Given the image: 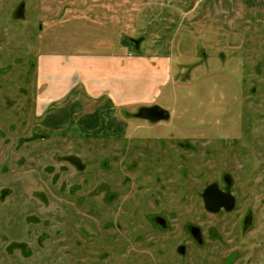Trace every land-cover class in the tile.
<instances>
[{"label":"rangeland","instance_id":"1","mask_svg":"<svg viewBox=\"0 0 264 264\" xmlns=\"http://www.w3.org/2000/svg\"><path fill=\"white\" fill-rule=\"evenodd\" d=\"M7 2L0 0L12 14L17 4L25 7L24 21L0 13L1 41L21 46L7 61L23 57L26 64L14 65L8 75L0 68V264H264L263 190L253 188L251 202H240L236 213L215 216L195 202L192 172L183 183L185 202L171 192V202L154 204V213H166V230L143 218L147 205L131 213L118 202H93L101 197L90 193L99 186L104 155H113L102 147V139H110L107 122L123 118L121 109L158 104L170 113L169 127H141L143 135L162 131L198 140L199 125H206L208 133H220L219 140L234 136L237 147L225 167H239L235 152L244 147L254 155L264 152V122L246 126L249 143L241 135L248 118H264V0ZM57 54L93 56V75H70L67 85L81 90L42 103L34 66L56 68ZM109 57L124 59L122 67ZM48 78L53 82L43 94L57 86L56 75ZM85 87L92 95L81 100ZM252 87L258 94L250 101ZM256 107L263 108L261 115L250 112ZM71 155L88 170L69 166L64 158ZM221 167L200 177L213 179ZM246 212L254 220L247 232L241 224ZM188 225L201 228L204 247L195 244ZM213 230L217 236L210 238ZM181 245L184 260L176 252Z\"/></svg>","mask_w":264,"mask_h":264},{"label":"flooded vegetation","instance_id":"2","mask_svg":"<svg viewBox=\"0 0 264 264\" xmlns=\"http://www.w3.org/2000/svg\"><path fill=\"white\" fill-rule=\"evenodd\" d=\"M7 3L10 4V0ZM9 6L7 9L4 4H0V13L1 11L8 12L19 21L25 20L23 3L17 4L14 14L11 12V5ZM23 31L24 29L20 28L21 35H23ZM2 35L5 38L7 36L6 31ZM14 45H12L10 39L1 41L0 36V68H3L1 71L6 75L13 72L14 65L23 67L26 64L23 57L15 58L12 65L8 64L7 58L10 52L14 51L16 54L21 52L20 44L16 43ZM36 68L37 63L34 66L35 70ZM255 72L256 74L261 73V68L256 67ZM36 73L38 74V70H36ZM17 77L21 80L23 74L21 76L20 73ZM42 93L41 87H37L36 96L39 98ZM257 94L258 88L252 87L247 93V99L253 101ZM68 95L69 93L62 100ZM85 95L89 98L88 94L84 92L81 100L86 97ZM114 109L112 108V110ZM160 110L165 111L158 104L138 105L135 112L121 109L123 118H114L107 122V126L111 127V131L106 134V137L110 139H102L105 141V145L102 147L112 148L113 155H104V161L101 162L99 186L90 192L93 198L96 199L97 196L101 198L93 202H105L107 205L118 202L123 207L131 209V213H137L141 204L147 205L148 209L143 218L153 228L166 230L168 228L167 220L164 217L166 213H154V204L156 202H163V204L164 202H171V192L176 198H179L178 201L185 202L183 183L186 182L185 180L192 172L197 175L196 184L199 190L195 202H203L205 211L215 216L234 214L237 212L240 202H251L249 196L253 188L264 191V152L261 151V148H259L260 150L256 155L252 154L250 146L235 152L239 165L236 169L224 166L229 164V155L232 154V149L235 151L237 147L235 145L236 138L227 136L219 140L220 133L214 129H212V133H208L206 125H199L198 140L174 133L164 135L162 131L157 135L139 133L138 129L141 127L148 126L151 130L156 131L160 130L161 127L170 126V113L167 112L164 116L159 113ZM257 111H259L258 114ZM262 111L263 108L258 107H256V111L250 110L254 115H261ZM157 115H162L164 118L158 119ZM134 122H145L147 125H136L133 124ZM253 122H264V118L260 120L248 118L246 120L241 135H244L247 143H249L251 129L255 125ZM160 124H162L161 127H159ZM246 126H251L250 131L249 128L246 129ZM232 132H234V129ZM79 137L82 138V136ZM76 139L78 138L74 136L73 141ZM240 150H242V153H240ZM64 160L69 166L70 164L73 165L81 173L88 170L80 156L71 155L65 157ZM219 166L222 167L215 178L202 180L201 175L218 172ZM172 174L173 176H171ZM209 187H213L211 192L216 196L215 199L207 200L204 198L205 191ZM205 202H219L216 207L219 211H209ZM262 202H264V199ZM248 214L249 212H246L241 220L242 228L244 226L246 232L248 225L251 226L254 222L253 216ZM133 217H137L136 214H133ZM187 229L195 244L200 248L204 247L206 238L203 236L201 228L188 225ZM211 233L217 236V232L213 230L210 231V238L214 237ZM133 234L137 236L136 233ZM21 247L25 248L26 246ZM177 249L176 252H178L177 254L181 259L187 258L188 255H185L186 246L181 245ZM189 249L190 247H188ZM65 255L70 256L68 252ZM238 255L240 256V254ZM197 259L203 262L198 255Z\"/></svg>","mask_w":264,"mask_h":264},{"label":"crops","instance_id":"3","mask_svg":"<svg viewBox=\"0 0 264 264\" xmlns=\"http://www.w3.org/2000/svg\"><path fill=\"white\" fill-rule=\"evenodd\" d=\"M57 55H56V57H58V58L56 61H59V62L57 63L56 68H54L53 65L49 66L48 63L47 64L45 63V65H42L39 67L37 65V70H38L37 87H39V88L41 87V89H43V86L48 85V83H50V82H53V81H50L48 76H50L51 80H53V76L56 75L57 76L56 80H58L57 86L55 89H49L48 90V87H47L45 94L42 93L43 96L42 95L40 96V100L42 101V103H44L46 101L51 103V104L54 102H60L69 93L70 89L75 88V91L78 89L81 90V87H83V86L73 84L71 87H69L67 85L69 82L70 75H73L74 80H77V79L85 80L87 75H89V76H91V74L93 75V71L91 72V70L93 69V63H92L93 62V56L74 55L72 57H66L64 55H58V56ZM42 57H43V55H41L39 57L40 58L39 61H41ZM116 57H118V56H116ZM116 57H111V58L109 57L107 61L113 62V60H115L116 63L120 64V67H122V65H123L122 61L124 60L122 58H124V56H122V58H116ZM102 60H105V59H102ZM97 68L98 67H96V69ZM76 75H78L79 77L75 78ZM83 77H85V79ZM85 82L87 84L89 83V81H85ZM83 84H84V82H83ZM51 87H52V84H51ZM85 89H86L87 94L92 95L91 87H89V88L85 87Z\"/></svg>","mask_w":264,"mask_h":264},{"label":"water","instance_id":"4","mask_svg":"<svg viewBox=\"0 0 264 264\" xmlns=\"http://www.w3.org/2000/svg\"><path fill=\"white\" fill-rule=\"evenodd\" d=\"M139 45H140V44H139ZM159 113H161V114H163L164 116H166L165 113H167V111L160 110ZM164 116H162V115H157L156 117H157L158 119H160V118H164ZM212 189H213V187H209V188L205 191V194H204V198H205V199L209 200V199H215V198H216V196L214 195V193L211 192ZM205 203H206V207H207V209H208L209 211H212V212H218V211H219V209H216L217 204H218L219 202H205ZM182 252H183V249H182Z\"/></svg>","mask_w":264,"mask_h":264}]
</instances>
